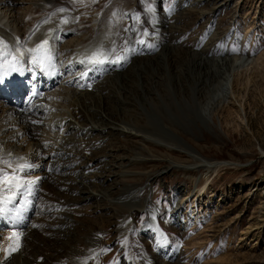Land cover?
Here are the masks:
<instances>
[{
	"label": "bare ground",
	"instance_id": "1",
	"mask_svg": "<svg viewBox=\"0 0 264 264\" xmlns=\"http://www.w3.org/2000/svg\"><path fill=\"white\" fill-rule=\"evenodd\" d=\"M210 1L188 0L184 5L201 12L200 5ZM136 2L0 0V65L4 63L16 69L23 77L20 83L0 85V157L10 159L13 167L24 162L38 165L29 170L27 179L41 178L38 190L29 198L22 221L15 228L24 234L22 247L5 260L3 249L10 243L8 240L0 252V264H89L96 261L104 249L102 237L98 239L104 231L87 223L88 218H73L71 214L80 209L79 206L92 202H101L99 209L110 211L116 233H122L123 240L128 242L131 223L128 218L124 219V213L133 217L135 212L147 209L148 197L144 196L142 203L138 197L145 185L133 187L123 182L117 194L111 196L102 183L111 174L122 177L124 171H115L116 167L129 170L156 160L146 159L156 156L142 153V144L165 151L178 147L190 150L187 151L193 157L190 164L170 161L165 167L168 169L210 165L192 152L195 149H186L177 136L183 135L180 131L199 127V121L208 126L204 103L222 87L237 60L206 58V54L201 56L198 51L180 48L166 42V38L156 44L149 42L146 35L136 38V30L128 24V20L133 22L138 14ZM153 2L151 15L158 36L170 26V20L158 10V0ZM64 19L68 22L62 23ZM126 33L134 36L129 45L123 44L125 37L128 38ZM45 39L49 41L47 47L52 60L50 64L45 61L41 70L32 63V57L38 54L28 50L35 49ZM141 39L146 43H137ZM113 46L115 54H111ZM100 47L111 54L112 59L125 48L134 51L123 53L128 59L120 63H88L85 58ZM105 137L115 142L104 144ZM121 137L130 140L132 147L117 145L116 140ZM120 151L132 154L120 156L117 154ZM85 154H88L87 159ZM43 167L47 172H42ZM0 168L7 166L0 164ZM7 170L11 172L12 168ZM45 176L48 182L44 186ZM156 176L151 174L147 181ZM205 187L207 182L200 194ZM68 202L70 205L66 206ZM12 215L15 216V210ZM151 221L148 219L143 228L144 238L154 240L157 231ZM176 223L181 229V221ZM9 224L12 221L8 217H0V229ZM167 247V238H164L158 252L165 256L176 253L175 249L168 251L170 245ZM43 250L46 256L42 255Z\"/></svg>",
	"mask_w": 264,
	"mask_h": 264
},
{
	"label": "rangeland",
	"instance_id": "2",
	"mask_svg": "<svg viewBox=\"0 0 264 264\" xmlns=\"http://www.w3.org/2000/svg\"><path fill=\"white\" fill-rule=\"evenodd\" d=\"M153 1L135 3L140 19L128 20V24L136 30V38L144 36L143 31L147 29L146 38L152 36L149 31L154 30L155 19L145 9ZM187 1L158 0V10L167 14L170 26L158 37L154 36L153 41L166 38V42L198 51L201 56L206 54V58L237 60L222 87L204 103L208 126L199 121V127L180 131L183 135L177 136L186 149H195L192 152L210 165L168 169L165 167L170 161L190 164L193 157L189 156V149L178 147L165 151L142 144L145 148L142 147V153L156 156L146 159L156 160L129 170L116 167L115 171H124L122 177L111 174L102 183L111 196L117 194L123 182L133 187L145 185L138 197L141 203L144 196L148 197L149 204L144 211L133 214L130 222L135 225H131L128 242L123 240L122 233H116L110 211L99 209L101 202L87 203L79 206L81 210L71 212L74 216L71 217H86L87 223L104 231L98 239L102 237L107 251H102L100 259L97 257L89 264H264V0H211L200 5L201 12L185 7ZM169 5L170 12L166 11ZM126 36L123 44L129 45L134 36L132 33ZM105 138L104 144L115 142ZM116 141L124 148L133 145L122 137ZM129 152L117 154L127 156L132 154ZM87 157L85 154L84 158ZM45 171L43 167L42 172ZM136 171L141 174H135ZM151 174L157 176L147 181ZM47 182L48 176H45L42 185ZM206 182L207 187L200 194ZM49 191L50 188L47 197ZM69 205L70 202L66 203ZM101 212L105 213L100 215ZM146 219L152 220L157 231L154 240L144 238L143 228L149 222ZM178 220L181 229L176 226ZM11 230V224L0 229V252ZM164 238H167V248L171 246L168 251H177L173 259L158 252ZM42 255H47L45 250Z\"/></svg>",
	"mask_w": 264,
	"mask_h": 264
},
{
	"label": "snow or ice",
	"instance_id": "3",
	"mask_svg": "<svg viewBox=\"0 0 264 264\" xmlns=\"http://www.w3.org/2000/svg\"><path fill=\"white\" fill-rule=\"evenodd\" d=\"M162 2V0H161ZM146 12L154 13V8L151 5L146 7ZM171 5L168 6L166 11H171ZM59 11H64V9H59ZM115 15V13H113ZM136 20L139 21V14H136ZM67 19H64L62 23H67ZM127 31V29H126ZM144 35H148L147 30L144 31ZM2 43V41H0ZM127 43V42H126ZM137 43H146L143 39L137 41ZM49 41L47 39L41 41L35 49H29V52L37 53L32 57V63L36 64L41 70H44L45 61L49 64L52 60L50 55V49H48ZM149 47H154V45H148ZM129 51H134L133 49L125 48L123 53ZM116 53V48L113 46L111 49V54ZM115 55V59L111 58V54L106 53V50L102 47L97 48L91 56L85 58V60L93 65H103L105 63H120L126 61L128 56L126 54ZM3 67V65H0ZM7 75V72L0 73V84L3 83V77ZM86 75V74H85ZM89 87L91 85H88ZM17 160H23L22 157H16ZM0 164H4L7 168H12L9 172L7 168H0V217H8L12 221L13 231L10 232L8 240L10 243L6 248H4L5 260H7L13 253L18 252L22 247L23 233L16 231V226L23 219V212L27 209L30 203V197L34 196L37 189L38 181L40 177L35 179H27V174L29 170L38 167V165H33L28 162L18 164L15 167L12 166L11 160H5L0 157ZM23 201V203H21ZM13 210H15V216L12 215ZM35 227V225H34ZM101 251H107V249H102ZM86 264V262H85ZM115 264V262H113Z\"/></svg>",
	"mask_w": 264,
	"mask_h": 264
}]
</instances>
